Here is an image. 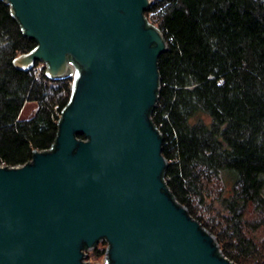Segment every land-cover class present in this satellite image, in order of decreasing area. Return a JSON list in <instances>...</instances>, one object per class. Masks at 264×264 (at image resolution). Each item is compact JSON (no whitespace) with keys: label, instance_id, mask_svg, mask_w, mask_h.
<instances>
[{"label":"water","instance_id":"1","mask_svg":"<svg viewBox=\"0 0 264 264\" xmlns=\"http://www.w3.org/2000/svg\"><path fill=\"white\" fill-rule=\"evenodd\" d=\"M2 1L38 42L15 66L76 82L54 150L0 166V264H90L101 241L106 264H235L163 179L153 0Z\"/></svg>","mask_w":264,"mask_h":264},{"label":"trees","instance_id":"2","mask_svg":"<svg viewBox=\"0 0 264 264\" xmlns=\"http://www.w3.org/2000/svg\"><path fill=\"white\" fill-rule=\"evenodd\" d=\"M145 16L168 44L151 112L166 188L229 260L264 264V0H153ZM37 48L0 0V165L54 150L73 98L76 79L15 66ZM27 103L36 111L24 117Z\"/></svg>","mask_w":264,"mask_h":264},{"label":"rangeland","instance_id":"3","mask_svg":"<svg viewBox=\"0 0 264 264\" xmlns=\"http://www.w3.org/2000/svg\"><path fill=\"white\" fill-rule=\"evenodd\" d=\"M45 66V65H44ZM44 66H42V63L40 64L39 68H43ZM36 111V104L34 103H27L24 111H23V116L24 117H29L31 116L34 112ZM100 249L101 248H107V243L105 241H102L98 244V246ZM95 249L92 251H86L85 252V260L90 263V264H106L105 263V255L98 257L95 254Z\"/></svg>","mask_w":264,"mask_h":264},{"label":"built area","instance_id":"4","mask_svg":"<svg viewBox=\"0 0 264 264\" xmlns=\"http://www.w3.org/2000/svg\"><path fill=\"white\" fill-rule=\"evenodd\" d=\"M45 64L44 63H42V66H44ZM0 166H6V165H0ZM102 242V241H101ZM106 242V241H105ZM107 243V242H106ZM107 247H108V243H107ZM107 249V248H106ZM105 258H106V254H105ZM105 263H106V260H105Z\"/></svg>","mask_w":264,"mask_h":264}]
</instances>
